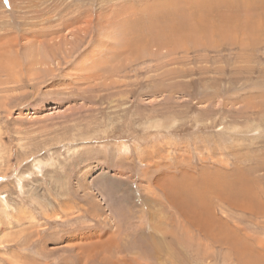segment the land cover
Segmentation results:
<instances>
[{
	"label": "rangeland",
	"instance_id": "obj_1",
	"mask_svg": "<svg viewBox=\"0 0 264 264\" xmlns=\"http://www.w3.org/2000/svg\"><path fill=\"white\" fill-rule=\"evenodd\" d=\"M0 264H264V0H0Z\"/></svg>",
	"mask_w": 264,
	"mask_h": 264
},
{
	"label": "snow or ice",
	"instance_id": "obj_2",
	"mask_svg": "<svg viewBox=\"0 0 264 264\" xmlns=\"http://www.w3.org/2000/svg\"><path fill=\"white\" fill-rule=\"evenodd\" d=\"M5 2L7 3V0H5Z\"/></svg>",
	"mask_w": 264,
	"mask_h": 264
},
{
	"label": "bare ground",
	"instance_id": "obj_3",
	"mask_svg": "<svg viewBox=\"0 0 264 264\" xmlns=\"http://www.w3.org/2000/svg\"><path fill=\"white\" fill-rule=\"evenodd\" d=\"M207 178V177H206ZM234 198V197H233ZM3 227V226H2Z\"/></svg>",
	"mask_w": 264,
	"mask_h": 264
}]
</instances>
